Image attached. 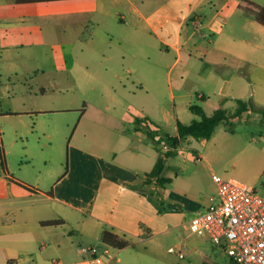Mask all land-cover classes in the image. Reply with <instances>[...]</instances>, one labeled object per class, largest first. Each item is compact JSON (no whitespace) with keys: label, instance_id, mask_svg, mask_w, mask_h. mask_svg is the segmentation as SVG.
Returning <instances> with one entry per match:
<instances>
[{"label":"crops","instance_id":"1","mask_svg":"<svg viewBox=\"0 0 264 264\" xmlns=\"http://www.w3.org/2000/svg\"><path fill=\"white\" fill-rule=\"evenodd\" d=\"M240 2L0 0V131L9 171L0 164V264L76 260L82 245H108L101 239L105 228L130 242L134 235L146 239L153 230L186 225V215L215 202L216 185L203 194L197 169L184 174L183 165L163 189L167 207L181 217L159 215L148 198L155 185H131L153 168L161 149L139 127L142 118L131 124L127 114L137 101L156 129L174 124L168 133L175 135L177 120L193 119L194 97L213 111L238 98L264 107V25ZM86 28L111 36L100 48L86 41L74 58ZM135 42L146 45V86L129 62L135 54L122 49ZM161 68H167L169 103L155 83ZM67 112L74 115L55 117ZM71 126L66 155L56 164L55 144ZM112 129L117 137L109 136ZM136 135L148 140L146 150L133 143ZM205 169L213 171L207 162ZM48 220L60 222L42 224Z\"/></svg>","mask_w":264,"mask_h":264},{"label":"rangeland","instance_id":"2","mask_svg":"<svg viewBox=\"0 0 264 264\" xmlns=\"http://www.w3.org/2000/svg\"><path fill=\"white\" fill-rule=\"evenodd\" d=\"M109 33V32H108ZM106 31L102 29H94L91 33L89 28L84 29L78 38L77 43L73 47L74 58L81 57L80 46L86 41L88 45L97 48L102 47L103 43H99L105 37H110ZM114 34V33H112ZM122 49L127 50L135 54L134 58L129 59V62L133 64L135 68V76L141 75L146 86V45L141 43H133L132 46L122 44ZM149 54L152 60L157 57L158 51L156 49H149ZM76 56V57H75ZM126 56V55H125ZM99 69V67H98ZM167 68H161V78L157 76L156 86L163 90L165 100L169 103L168 84H167ZM142 74L144 76H142ZM194 103L200 104L207 114L213 112L210 104H204L202 100L194 97ZM58 104V102H56ZM236 105H227L226 108L230 111L235 109ZM131 115L133 119L135 117H146V111L142 109L137 101L130 105ZM56 114L63 117L64 115H74L71 112ZM192 118H199L197 114L192 113ZM193 119L184 118L186 122H190ZM160 123L159 121H157ZM140 128L146 132L147 125L146 120L144 122H138ZM231 130L226 127L224 123H220L213 135L209 139H196L190 136L188 140H183L182 144L177 148L176 156L170 157L167 161V165L163 171L164 175H173L175 172L182 170V166L186 165L187 169L183 171L184 174H190L192 170L197 169L198 176L203 180L205 191H201L203 194L214 193L215 183L212 179V172H215L222 176H232L239 180H242L252 186L257 193L264 197V116L261 112L245 111L240 117L232 119ZM153 129L156 135L155 145L158 149L165 150L168 147L167 134L168 132H175V126L170 125L164 127L163 130H158L153 126H149ZM74 131V126L68 129V133L64 136L59 143L55 144L54 156L56 164L64 159L67 151L68 142ZM77 133V132H76ZM112 138L118 136L115 129L110 131ZM141 135L133 136V143L142 149L146 150L148 140L144 139L139 141L138 138ZM201 151H204L205 157L199 158ZM141 161L146 163V153L141 155ZM208 163L212 167L213 171L207 172L205 169V163ZM58 166V165H56ZM170 186H172L170 184ZM150 191H154V188L148 186ZM187 196L190 192L186 193ZM217 196L215 202L217 201ZM204 208L200 209L203 210ZM158 210V209H157ZM196 213L186 215L185 218L189 220ZM159 215H163V218L178 221L180 216H175L167 207V201L164 200V209L159 212ZM129 245L119 249L111 245H101V247H108L112 253H116V256L109 261L110 264H237L233 262L230 256L224 252V250L216 245L214 241L207 235H197L192 233L188 228V225H180L179 227L162 231V229H156L149 233L146 239H142L139 235H134L130 239ZM173 247V251L169 248ZM118 257L120 259H118ZM106 260L105 256H102ZM107 263V264H108Z\"/></svg>","mask_w":264,"mask_h":264},{"label":"built area","instance_id":"3","mask_svg":"<svg viewBox=\"0 0 264 264\" xmlns=\"http://www.w3.org/2000/svg\"><path fill=\"white\" fill-rule=\"evenodd\" d=\"M212 179L218 199L195 214L188 228L207 235L237 264H264V197L235 177L212 173ZM79 251L78 259H55L54 264H105L116 256L108 247L97 245H82Z\"/></svg>","mask_w":264,"mask_h":264},{"label":"trees","instance_id":"4","mask_svg":"<svg viewBox=\"0 0 264 264\" xmlns=\"http://www.w3.org/2000/svg\"><path fill=\"white\" fill-rule=\"evenodd\" d=\"M13 1L15 3H28L46 0ZM240 8L244 11L246 15L252 16L256 21L264 25V6L252 0H241ZM189 108L193 113L197 114L199 118L193 119L190 122H183L181 120H177V133L175 135L167 134L168 147L165 150H161L159 152V155L155 161L153 168L149 172L145 173L144 177L141 180L131 185L133 188L144 189L147 185L154 184V191H148V198L156 205L158 212H162L164 209L165 199L163 189H165L167 185L171 184L174 180V177L165 176L163 174L164 168L166 167L167 159L177 153V148L182 144L183 140H185L188 136H192L196 139H209L220 123H224L226 127L231 130L230 123L232 119L235 117H240L245 111L261 112L264 116V107L256 105L251 98L236 99V106L233 111L228 110L226 107L220 106L216 108L212 113L207 114L204 111L203 107L197 103H192ZM144 119L146 120L147 125V135L155 140L156 135L154 134L153 129L149 127L150 125L154 127L155 122L149 117H144L142 119H139V121L144 122ZM156 126L158 127V125ZM0 164L2 166L3 171L7 175H9V171L6 166L5 152L1 139V131ZM10 179L14 180L18 184L31 188L30 185L16 179L13 175H10ZM50 193H52V191H50ZM59 222L60 220H48L42 221V224H58ZM101 239L104 243L117 248H123L130 244V241L125 237V235H121L106 228L101 231Z\"/></svg>","mask_w":264,"mask_h":264}]
</instances>
